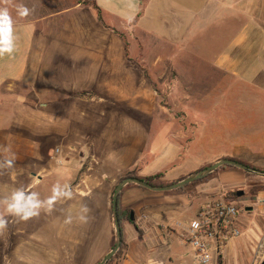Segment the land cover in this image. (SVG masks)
<instances>
[{
  "label": "rangeland",
  "instance_id": "rangeland-1",
  "mask_svg": "<svg viewBox=\"0 0 264 264\" xmlns=\"http://www.w3.org/2000/svg\"><path fill=\"white\" fill-rule=\"evenodd\" d=\"M77 2L46 0L44 20L52 23L46 25V39L40 41L46 53L40 77L0 90V148L10 146L16 156L15 167L0 173V197L23 187L45 198L59 181L71 185L74 198L58 202L51 213L42 211L27 222L9 217L8 229L0 235V264H16L23 249H32L29 242L37 241L42 225L49 227L50 220L54 224L69 213L76 219L82 204L90 209L88 219H105L104 188L98 187L113 185L112 198L116 185L130 173L140 177L143 170L157 171L173 183L222 158L264 171V31L258 32L262 36L255 43L258 48H240V56L251 62L240 64V71L232 73L227 63H215L230 55L223 43L235 33L228 26L241 28L254 20L264 29V12L250 17L223 15L217 31L199 33L189 44L178 46L165 36L142 32L135 20L123 23L101 13L93 0H79V6ZM115 2L131 17L139 9L138 3ZM180 4L195 7L193 0ZM67 6L76 10L57 17L50 13L51 7ZM10 11L17 17L14 7ZM215 16H211L212 24ZM206 22L196 19L195 31H201ZM248 68L249 80L242 72ZM230 136L242 140L231 145L237 146L231 157L205 158L209 147L226 150ZM220 175L224 180L217 187L209 186V181L207 187L167 195L186 205L163 219H192L196 201L235 195L232 200L240 210L246 207L247 213L240 219L242 236L226 253L227 264H260L264 213L255 205L256 199L247 204L237 200L242 199V191L251 193L250 186H264V178L242 171L221 173L217 178ZM230 177L238 178L233 182ZM94 188L98 189L95 204H80ZM208 188L224 190L209 195ZM154 195L152 208L166 196ZM140 214L150 218L148 209ZM184 249L176 245L163 249L158 258L153 256L162 262L181 258L172 264L189 258L193 264Z\"/></svg>",
  "mask_w": 264,
  "mask_h": 264
},
{
  "label": "crops",
  "instance_id": "crops-1",
  "mask_svg": "<svg viewBox=\"0 0 264 264\" xmlns=\"http://www.w3.org/2000/svg\"><path fill=\"white\" fill-rule=\"evenodd\" d=\"M106 1L109 4L105 0H93L101 13L107 14L109 17L114 18V20L123 23L135 20L140 23L138 26L142 32H148L161 37L165 36L172 45L178 44V46L185 45L186 43L189 44L199 33H206V31L213 33L217 31V27H222L221 17L223 15L234 14L238 16L242 14L250 17L264 12V0H193L194 8H187L181 5V0H141L140 2L126 0L128 3L134 2L139 5V9L131 17L127 15V11L124 10L120 3H116L115 0ZM16 2L35 10L27 18L21 19L18 16L14 18V31L17 37L16 50L11 56L6 54L0 57V90L8 85L28 83L40 77L43 56L46 54L44 47L40 46V41L46 39V25L52 23H46L47 20H44L47 11L46 0H16ZM80 4L81 2H77L76 6ZM50 9L51 15L55 17L58 14L76 10L69 6L65 9H57V7H54V10L53 7ZM190 13L191 16L188 15ZM211 16H215L216 18L214 24H212L214 20H211L214 17ZM198 18L207 22L201 27V31L196 32L194 25L198 24L194 23V21ZM253 21L247 22L241 28L236 25L228 26V31L235 33L234 35H228L223 43L229 49L230 55L226 56V60H223L221 56L215 61L216 64L227 63L226 68L233 73L240 71V64L251 63L249 59L245 60L242 55L240 56L239 50L245 46L249 49L252 45L254 46L253 48H258L255 43L258 42L257 39L262 37L258 32L264 31V29ZM255 55L254 58L257 57L258 59L259 53ZM248 70L249 68L244 69L242 72H246L244 78H248L249 80L251 77L247 76ZM59 75L61 74H58V77ZM227 140L229 141L225 143L228 144L226 150H224L225 148L217 150L209 147L205 158L212 159L218 156L220 158L231 157L233 152L237 151V146L234 148L231 145H238V143H242V140L238 139L237 136L234 140L231 139V136ZM156 172L143 170L139 173V176L149 177ZM223 178L220 175L208 184L211 187H217L224 180ZM231 178L233 182H236L238 177ZM112 186L108 184L98 187V189L104 188L105 219H88L87 223L73 219V223L70 225L65 224L64 219H55L54 224L50 220L49 223L53 226L42 225L40 237H38L36 242L34 240L29 242V245L32 246L31 250L23 249L19 253L16 264H98L109 253L111 239L114 235L112 219H110ZM98 189L94 188L90 194L81 200L80 204L85 202L91 206L95 204V191ZM220 189L215 188L210 191L208 188L209 191L205 189V192L210 193L209 195L212 193L219 194L221 190H224ZM251 190L254 189L251 188ZM162 197L164 199L161 200ZM162 197L158 200V206L152 208L155 206H151V201L157 198L153 192L132 188L122 194L121 207L123 209H130L135 214L132 220L130 219L129 222L123 224L125 248L121 256L112 264H172L179 259L181 260V258L175 257L174 260L168 259L167 262H162L156 260L154 256L158 258L163 249H170L176 245L184 247V250L188 253L187 257H190L193 261V251L182 243L177 231L178 229L176 228L178 224L186 223L190 219H173L169 221L163 219L169 214L176 215L177 212L182 211L186 205L185 201L179 198L175 199L173 196ZM233 197L235 199V195ZM253 197H251V202H249L248 198L244 199V197L241 200H236L242 204H247L254 203L253 201L256 199L255 205L260 212L264 213V204L261 203L264 201V189H257ZM206 199L208 200V198ZM196 202L198 203L196 205L199 207L205 201ZM187 203L189 204L188 201ZM80 204L77 205L80 206ZM192 205L189 206L192 207ZM198 207L195 208V212ZM236 207L238 209V227L240 229V219H245L247 209L244 207L240 210L237 204ZM144 209L149 210L150 218L140 214ZM52 229L54 233H52ZM177 264H190L189 258Z\"/></svg>",
  "mask_w": 264,
  "mask_h": 264
},
{
  "label": "clouds",
  "instance_id": "clouds-1",
  "mask_svg": "<svg viewBox=\"0 0 264 264\" xmlns=\"http://www.w3.org/2000/svg\"><path fill=\"white\" fill-rule=\"evenodd\" d=\"M14 7L16 15L23 19L34 12L22 3L16 4L14 0H0V57L6 54L11 56L16 50L17 37L14 31L15 20L10 8ZM16 156L10 146L0 148V173L12 170L15 167ZM74 192L70 184L57 181L51 187V194L41 198L38 191L25 190L23 187L13 189L10 194L0 197V235H3L9 226V217L15 222H27L30 219L39 217L41 212L51 213L58 202L72 200ZM90 209L82 204L79 214L76 217L80 222L87 223ZM73 216L69 213L65 224L73 223ZM194 229L199 227L198 222L193 221ZM209 258H203L205 264Z\"/></svg>",
  "mask_w": 264,
  "mask_h": 264
},
{
  "label": "built area",
  "instance_id": "built-area-1",
  "mask_svg": "<svg viewBox=\"0 0 264 264\" xmlns=\"http://www.w3.org/2000/svg\"><path fill=\"white\" fill-rule=\"evenodd\" d=\"M234 197L220 195L206 200L188 222L176 227L180 240L193 251V264H227L226 253L242 236ZM264 204V201L261 202ZM193 221L199 227H192Z\"/></svg>",
  "mask_w": 264,
  "mask_h": 264
},
{
  "label": "water",
  "instance_id": "water-1",
  "mask_svg": "<svg viewBox=\"0 0 264 264\" xmlns=\"http://www.w3.org/2000/svg\"><path fill=\"white\" fill-rule=\"evenodd\" d=\"M224 165H229L232 167H235L245 173H248L250 175H255V176H259L264 178V171L249 167L243 163L234 161V160H229V159H220L218 161H216L215 163H213L212 165H210L209 167H206L204 169H201L195 173H192L190 175H188L187 177L181 179L180 181L170 184L168 186H164V187H154L149 185L148 183L138 179V178H126L121 180L115 187V190L112 194V198H111V211H112V223H113V230H114V237H115V246L113 249H111L109 251V253L98 263V264H107L108 261L118 252V250L120 249V245H121V229H120V223L118 220V215H117V204H118V198L119 195L122 191V189L129 185V184H134L138 187H142L147 189L150 192L153 193H163V192H169V191H173L175 189H179L185 185L191 184L194 181L207 176L211 173H213L214 171H216L217 169H219L221 166ZM132 220V214H131V218ZM260 264H264V259H262Z\"/></svg>",
  "mask_w": 264,
  "mask_h": 264
},
{
  "label": "trees",
  "instance_id": "trees-1",
  "mask_svg": "<svg viewBox=\"0 0 264 264\" xmlns=\"http://www.w3.org/2000/svg\"><path fill=\"white\" fill-rule=\"evenodd\" d=\"M77 1H78V3H80L79 0H77ZM135 1L140 2L141 0H135ZM222 159L234 160V161L243 163V164H245V165H247L249 167H252L249 164H247L246 162H241V161L236 160V159H233V158H222ZM210 165H212V164H210ZM210 165H208V164L202 165L197 171H199L201 169H204L206 167H209ZM252 168H254V167H252ZM255 169H258V168H255ZM258 170H260V169H258ZM230 171H241V170H239V169H237L235 167L229 166V165H224V166H221L216 171H214L213 173H211V174H209L207 176H204V177H202V178L194 181L191 184L185 185V186H183V187H181L179 189H175V190L170 191V192H163L161 194H164V195L167 196V195H172L174 193L184 192V191H186L188 189L195 188V187H197L199 185H204V184L208 183L209 181H212V180L216 179L217 178V175H219L221 173H225V172H230ZM244 174H246L247 176L255 177V175H250V174L245 173V172H244ZM126 178H138V179H140V180H142V181H144V182H146L149 185L154 186V187H164V186H168L170 184L176 183V182L170 183V182L165 181L163 179V174H161V173H157V174L152 175V176H149V177H137L135 174L130 173L126 177H124L123 179H126ZM132 188L140 189L142 191H148L147 189L142 188V187H138V186H136L134 184H129V185L125 186L122 189V191H121V193L119 195L118 204H117V208H118L117 209V215H118V220H119L120 229H121V245H120V249L118 250V252L108 261L107 264H112L116 259H118L121 256V254H122V252H123V250L125 248L124 235H123V224L125 222H129L130 221L131 214H132V210H130V209H123L121 207V198H122V194L126 190L132 189ZM148 192H150V191H148ZM115 244H116L115 237L113 235L112 236V239H111V243H110V250L114 248Z\"/></svg>",
  "mask_w": 264,
  "mask_h": 264
},
{
  "label": "flooded vegetation",
  "instance_id": "flooded-vegetation-1",
  "mask_svg": "<svg viewBox=\"0 0 264 264\" xmlns=\"http://www.w3.org/2000/svg\"><path fill=\"white\" fill-rule=\"evenodd\" d=\"M251 188H253L254 190H252V192L251 193H249V192H243L242 191V198L244 197V196H246V198H248L250 201L249 202H251L252 201V199H251V197H253V195H254V193L257 191V189H262V188H264V186H262V185H254V186H251ZM253 193V194H252ZM254 198V197H253Z\"/></svg>",
  "mask_w": 264,
  "mask_h": 264
}]
</instances>
